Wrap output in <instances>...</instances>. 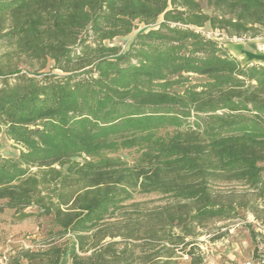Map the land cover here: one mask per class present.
<instances>
[{
    "label": "trees",
    "instance_id": "16d2710c",
    "mask_svg": "<svg viewBox=\"0 0 264 264\" xmlns=\"http://www.w3.org/2000/svg\"><path fill=\"white\" fill-rule=\"evenodd\" d=\"M36 6L53 9L59 28L73 19L86 30L83 39L39 57L43 67L50 58L63 73L31 80L33 92L47 96L44 107L36 95L0 101L19 109L29 103L35 112L29 118H37L28 123L11 112L0 125L20 149L17 157L0 156V212L36 206L53 215L61 236L70 234L26 252L28 259L169 264L180 245L191 244L189 224L260 210L236 199V191L215 192L211 182H242L264 203V64L243 65L198 29L256 37L264 30V0H36ZM62 7L77 13L64 19ZM33 9L28 17L35 20L40 11ZM141 24L147 28L128 51L109 44ZM137 190L175 203L150 212L143 235L130 223L109 231L108 220ZM251 235L255 241L258 233Z\"/></svg>",
    "mask_w": 264,
    "mask_h": 264
},
{
    "label": "rangeland",
    "instance_id": "374dc122",
    "mask_svg": "<svg viewBox=\"0 0 264 264\" xmlns=\"http://www.w3.org/2000/svg\"><path fill=\"white\" fill-rule=\"evenodd\" d=\"M199 1L206 4V0ZM31 8L36 10L35 14L38 9L40 11L36 14L35 20L28 17V9ZM66 9L62 7L64 19L77 13L76 9L72 12ZM84 9L88 10L89 6L86 5ZM53 16V9L41 10L36 6V0H0V101L7 97L6 94L12 96L19 93L31 98L36 95L38 105L44 107L47 104V96L42 91L33 92L31 80L33 78L38 80L49 73H63L55 68V62L50 58L46 67H43L39 57L69 43L74 37L83 39L86 30L78 23L75 24L73 19L59 28L61 21ZM146 28L141 24L132 33L116 37L109 44L120 47L121 52L128 51L134 44L138 32ZM198 30L207 37L216 39L243 65L264 64V30L256 37H230L226 32L212 29L209 25ZM193 79L202 80L198 76H194ZM15 105L16 103L12 105L9 103L7 106L1 104V126L12 120L11 112H15V116L24 122H37V118H29L35 113L34 107L29 103L21 107L22 109ZM43 107L42 110L45 109ZM19 152L20 149L13 145L4 132L0 133V156L10 157ZM121 155L133 163L132 153L124 151ZM211 188L222 194L236 191V199L247 201L249 205H258L260 210L253 212L252 208L238 209L234 218L215 217L203 221L202 224H189L193 233L187 236L186 241L191 244L185 250H181L183 246L180 245L169 258V264H195L198 255L202 262L197 264H264V224L257 218L263 217L264 203L257 199L253 189L239 181L216 178L211 182ZM174 203L172 198L159 193L134 191L133 198L124 202V208L108 220L112 223L109 231L117 233L121 224L130 223L137 235H143L138 231L144 227L145 217L150 212ZM252 230L258 233L255 241L251 235ZM173 233H181V230L175 228ZM169 234L168 230L165 235ZM68 237L70 234L60 235L53 222V215L41 214L36 206L21 211L6 207L0 212V264H48L39 256L28 259L26 252H39L51 243H63ZM115 240L123 241L121 237ZM135 243L142 245L145 242L138 240ZM189 251L193 254H189ZM168 255L167 252L162 253V259H168Z\"/></svg>",
    "mask_w": 264,
    "mask_h": 264
},
{
    "label": "crops",
    "instance_id": "0c3cea01",
    "mask_svg": "<svg viewBox=\"0 0 264 264\" xmlns=\"http://www.w3.org/2000/svg\"><path fill=\"white\" fill-rule=\"evenodd\" d=\"M20 153V152H19ZM19 153L17 155H13V156H10V157H17L19 155Z\"/></svg>",
    "mask_w": 264,
    "mask_h": 264
},
{
    "label": "built area",
    "instance_id": "2783aa9c",
    "mask_svg": "<svg viewBox=\"0 0 264 264\" xmlns=\"http://www.w3.org/2000/svg\"><path fill=\"white\" fill-rule=\"evenodd\" d=\"M249 264V263H248Z\"/></svg>",
    "mask_w": 264,
    "mask_h": 264
}]
</instances>
